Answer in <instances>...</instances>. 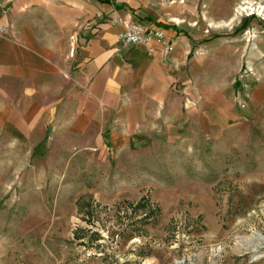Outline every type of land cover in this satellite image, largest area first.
<instances>
[{
	"label": "rangeland",
	"instance_id": "obj_1",
	"mask_svg": "<svg viewBox=\"0 0 264 264\" xmlns=\"http://www.w3.org/2000/svg\"><path fill=\"white\" fill-rule=\"evenodd\" d=\"M132 1L196 39L227 108L162 128L142 166L0 125V264H264V0Z\"/></svg>",
	"mask_w": 264,
	"mask_h": 264
},
{
	"label": "crops",
	"instance_id": "obj_2",
	"mask_svg": "<svg viewBox=\"0 0 264 264\" xmlns=\"http://www.w3.org/2000/svg\"><path fill=\"white\" fill-rule=\"evenodd\" d=\"M133 3H7L8 11L0 15V28L7 25L0 32V125L5 132L36 143L33 149L39 144L42 157L49 155L51 143L67 144L66 159L84 152L110 158L118 150H134L142 166L150 146L166 141L162 128L177 127L179 119L194 114L207 120L213 103L227 108L229 84L203 72L196 39L177 22L142 14ZM130 17L161 27L172 50L164 55L156 41L123 47L119 19Z\"/></svg>",
	"mask_w": 264,
	"mask_h": 264
},
{
	"label": "built area",
	"instance_id": "obj_3",
	"mask_svg": "<svg viewBox=\"0 0 264 264\" xmlns=\"http://www.w3.org/2000/svg\"><path fill=\"white\" fill-rule=\"evenodd\" d=\"M10 0H0V15L8 11L7 3ZM123 25V29L119 33V40L123 47L130 45L147 44L153 41L162 45V53L167 55L173 48L169 40L165 38L164 31L161 27L153 26L146 23L143 19L130 17L119 19ZM7 25L0 28V32H5ZM154 47H148V53L154 51Z\"/></svg>",
	"mask_w": 264,
	"mask_h": 264
}]
</instances>
